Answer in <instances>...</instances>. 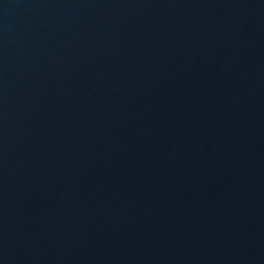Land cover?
<instances>
[{
  "label": "water",
  "instance_id": "water-1",
  "mask_svg": "<svg viewBox=\"0 0 264 264\" xmlns=\"http://www.w3.org/2000/svg\"><path fill=\"white\" fill-rule=\"evenodd\" d=\"M0 264H264V0H0Z\"/></svg>",
  "mask_w": 264,
  "mask_h": 264
}]
</instances>
